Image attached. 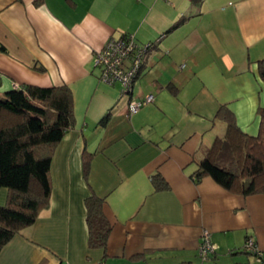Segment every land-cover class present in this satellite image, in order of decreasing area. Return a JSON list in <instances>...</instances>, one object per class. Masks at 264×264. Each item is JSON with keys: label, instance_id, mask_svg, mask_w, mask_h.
I'll return each instance as SVG.
<instances>
[{"label": "crops", "instance_id": "crops-1", "mask_svg": "<svg viewBox=\"0 0 264 264\" xmlns=\"http://www.w3.org/2000/svg\"><path fill=\"white\" fill-rule=\"evenodd\" d=\"M127 34L151 43L133 97L154 102L132 116L130 97L94 65L110 38ZM262 59L264 0H0V94L68 85L76 121L53 156L50 206L2 249L0 264L253 263L243 247L251 237L264 250V194L193 175L226 131L221 105L259 135ZM156 173L167 190L155 188ZM92 194L111 224L106 250L89 246ZM7 195L0 189V205ZM204 230L216 245L209 260L199 254Z\"/></svg>", "mask_w": 264, "mask_h": 264}, {"label": "trees", "instance_id": "trees-1", "mask_svg": "<svg viewBox=\"0 0 264 264\" xmlns=\"http://www.w3.org/2000/svg\"><path fill=\"white\" fill-rule=\"evenodd\" d=\"M264 80V59L259 61ZM2 78L0 75V86ZM261 131L244 132L235 113L220 106L216 118L226 125L198 163L193 178H213L224 189L244 196L264 194V108L259 109ZM111 114L101 121L105 125ZM74 101L68 85L43 87L25 84L0 94V189L7 201L0 205V252L25 228L38 220L50 206L51 165L56 148L75 127ZM84 172L89 173L91 155H84ZM155 188L169 185L160 173L152 178ZM104 199L95 194L86 200L89 246L106 250L111 224L103 210Z\"/></svg>", "mask_w": 264, "mask_h": 264}, {"label": "built area", "instance_id": "built-area-1", "mask_svg": "<svg viewBox=\"0 0 264 264\" xmlns=\"http://www.w3.org/2000/svg\"><path fill=\"white\" fill-rule=\"evenodd\" d=\"M151 43L139 44L133 34L120 38H110L106 45L94 54V65L99 69L100 80L110 85L120 86V97L129 96L127 104L128 116H132L141 109L154 102L153 95L143 98L133 97V87L141 74L143 57ZM244 251L254 256V262L249 264H264V250L260 249L256 241L248 237L243 247ZM216 252V245L211 240L209 230L201 235L199 254L203 260H209Z\"/></svg>", "mask_w": 264, "mask_h": 264}, {"label": "rangeland", "instance_id": "rangeland-1", "mask_svg": "<svg viewBox=\"0 0 264 264\" xmlns=\"http://www.w3.org/2000/svg\"><path fill=\"white\" fill-rule=\"evenodd\" d=\"M121 89V88H120ZM120 93V96H121V92H119ZM7 190V189H6Z\"/></svg>", "mask_w": 264, "mask_h": 264}]
</instances>
